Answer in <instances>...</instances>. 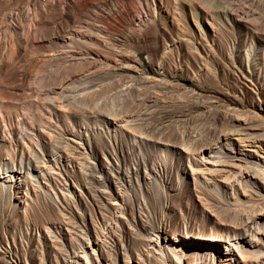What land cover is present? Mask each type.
I'll return each mask as SVG.
<instances>
[{
    "label": "rangeland",
    "instance_id": "374dc122",
    "mask_svg": "<svg viewBox=\"0 0 264 264\" xmlns=\"http://www.w3.org/2000/svg\"><path fill=\"white\" fill-rule=\"evenodd\" d=\"M263 177L264 0H0V264H264Z\"/></svg>",
    "mask_w": 264,
    "mask_h": 264
},
{
    "label": "bare ground",
    "instance_id": "6f19581e",
    "mask_svg": "<svg viewBox=\"0 0 264 264\" xmlns=\"http://www.w3.org/2000/svg\"><path fill=\"white\" fill-rule=\"evenodd\" d=\"M72 34H73V33H72ZM73 35H74V34H73ZM74 36H76V35H74ZM75 39H76V38H75ZM6 55H7V54H6ZM7 57H8V56H7ZM34 91H35V90H34ZM36 94H37V93H36ZM38 94H39V93H38ZM38 94H37L36 96H38ZM2 98H3V97H2ZM5 99H7V98L5 97ZM5 99H4V100H5ZM8 99H9V98H8ZM1 100H2V99H1ZM2 101H3V100H2ZM41 101H42V100H41ZM22 107H23V106H22ZM22 111H23V109H22ZM22 111H21V112H22ZM21 114H22V113H21ZM24 114H26V113H24ZM23 116H24V117H23V119H22V122H21L20 120H19L20 122H18V121L16 122V128H20V129L22 128V129H23V127H24L23 124L26 122V121H25L26 118H29V119L32 118V117H31L32 115H31L30 113H29L28 115L26 114V115H23ZM1 120H2V118H1ZM3 120H4V119H3ZM3 120L1 121V122H2V130L5 131V130H7V129H6V127H5V124H4V121H3ZM23 122H24V123H23ZM22 123H23V124H22ZM18 124H21L20 127L18 126ZM185 144H186V143H185ZM187 146H188V145H187ZM183 147H184V146H183ZM183 147H182V148H183ZM9 157H10V156H9ZM206 157H207V156H206ZM107 162H108V161H107ZM263 178H264V177H263ZM241 211H242V210H241ZM192 259H193V258H192ZM224 260H226V259H223V260H222L220 263H218V264H222V263L227 264V263H226L227 261H224ZM154 264H158V263L156 262V263H154Z\"/></svg>",
    "mask_w": 264,
    "mask_h": 264
}]
</instances>
